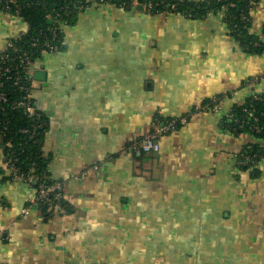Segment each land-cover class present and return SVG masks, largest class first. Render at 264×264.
<instances>
[{
    "label": "crops",
    "instance_id": "obj_1",
    "mask_svg": "<svg viewBox=\"0 0 264 264\" xmlns=\"http://www.w3.org/2000/svg\"><path fill=\"white\" fill-rule=\"evenodd\" d=\"M248 18L264 44V0ZM28 27L0 10V49ZM60 28L62 46L34 61L32 86L44 171L62 183L66 212L45 215L0 145V264H264V139L224 120L264 98V48L232 35L223 8L105 2ZM214 98L217 111L205 106ZM191 110L158 152L131 147L156 120ZM248 148L260 154L251 169L239 165Z\"/></svg>",
    "mask_w": 264,
    "mask_h": 264
},
{
    "label": "built area",
    "instance_id": "obj_2",
    "mask_svg": "<svg viewBox=\"0 0 264 264\" xmlns=\"http://www.w3.org/2000/svg\"><path fill=\"white\" fill-rule=\"evenodd\" d=\"M18 0H0V10H5L13 12L20 17V5ZM108 2V0H84L79 2L73 13L83 10L90 4H103ZM120 7L128 6L136 7L142 6V9L150 11L156 3L152 1L141 2L139 0H117L116 3ZM252 4V3H251ZM250 4V5H251ZM60 16L56 13V17ZM240 21L247 22L249 18L245 15L240 17ZM57 26H53L51 30V36L48 38H33L30 45L37 49L39 53H54L62 46V40H60L58 33L56 32ZM27 30L19 33L13 38L9 39L7 43L0 49V78L5 81H10L11 86L16 92H21L17 94L14 98H9L7 91H0V114L4 115L6 111V106L9 110H19L22 114L28 117L33 123L30 127L23 126L17 129L18 133L25 135L26 138L32 140V142H38L39 134L45 131L46 123L42 118L41 112L38 110L35 100L33 98V86H32V74H33V64L34 59L31 54L26 51L20 53H15L14 41L21 39ZM12 70H16L17 75H12ZM0 85H2L0 83ZM6 105V106H5ZM206 108H210L213 111L220 109V103L217 98L212 99L210 102L205 104ZM193 110L189 111V114L180 116L178 118H170L164 121L156 120L153 122L149 130L139 139V141L132 144V148L142 153H155L159 150L158 138L163 134L174 131L180 125L186 123L188 115L192 114ZM248 119L251 121L249 128L257 133L261 132V126L259 124L260 118H264V112L256 113L254 110H246ZM224 117L228 119L229 122H234L238 125V128H245L246 121L239 120L233 115L231 110L224 113ZM8 117H4L0 120V133L4 134L9 130ZM2 136V135H1ZM4 148L6 149L4 160L5 164L9 170L10 177L15 181H21L28 185H36V197L35 204L40 208L41 204L50 203L48 207V215L53 214H63L66 212L65 196L62 191V183L60 181L52 180L51 182H46L44 180L43 172H38L34 167L32 162L28 168L23 169L19 165V151H23L22 142L16 145V149L12 145V142L5 141ZM254 162L253 157L244 156L242 161L239 163L252 164ZM27 208L23 209L24 213H27ZM47 215V216H48Z\"/></svg>",
    "mask_w": 264,
    "mask_h": 264
},
{
    "label": "trees",
    "instance_id": "obj_3",
    "mask_svg": "<svg viewBox=\"0 0 264 264\" xmlns=\"http://www.w3.org/2000/svg\"><path fill=\"white\" fill-rule=\"evenodd\" d=\"M84 0H18L17 2L20 5V17L28 23V30L26 34L21 38L14 41L15 44V53H20L22 51L29 52L34 60L40 58L42 55L38 52L37 49L33 48L30 45V42L33 38L43 39L51 36V30L53 26H57L56 32L60 40H62V31L60 24L63 22H69L74 14L72 11L76 9L79 2ZM141 2L152 1L156 5L150 10L151 12L155 11H174L180 14H188L199 16L210 10L224 9L225 16L228 22L229 29L236 36L241 43L248 47L250 51L260 52L264 48L263 42L253 38L248 34V22L240 21V17L245 15L248 17V10L250 4L253 0H139ZM108 2L117 3V0H108ZM124 7H128V4ZM130 7V6H129ZM56 13H59L60 16L56 17ZM11 74L17 75L16 70H12ZM0 91H7L9 98H14L17 94L21 92H16L15 89L11 86L10 81H5L3 78H0ZM6 106V105H5ZM5 114H0V120L4 117H8L9 121V130L0 133V145L4 149V154L6 149L4 148V142L10 141L16 149V145L19 142H22L21 145L24 149L19 151V165L26 169L33 162L34 167L38 172H43L44 180L48 183L52 180L46 177L44 166L45 160L42 155V146H43V136L44 131L39 134L38 142H32L26 138L25 135L18 133L17 129L23 126L30 127L33 123L31 120L24 116L19 110H9L6 106ZM246 110H254L256 113L264 112V98L261 96H255L249 98L244 105L235 106L231 109V112L239 120H245V128H238V125L234 122H229L228 119H224L226 124L233 129L235 132L247 131L252 133L257 138L264 139V118H260L259 124L261 126V132L257 133L254 130L249 128L251 121L248 119ZM7 118V119H8ZM43 118V117H42ZM166 119H159V121H164ZM1 129V128H0ZM2 135V136H1ZM260 154L257 153L252 148H248L239 155V161H242L244 156H249L254 158L252 164L239 163L241 167L251 169L258 161ZM36 188V185H34ZM50 206V203L41 204L40 209L48 215L49 211L47 210ZM66 206V205H65ZM68 208V206H67Z\"/></svg>",
    "mask_w": 264,
    "mask_h": 264
},
{
    "label": "water",
    "instance_id": "obj_4",
    "mask_svg": "<svg viewBox=\"0 0 264 264\" xmlns=\"http://www.w3.org/2000/svg\"><path fill=\"white\" fill-rule=\"evenodd\" d=\"M137 7H138V9H142V6H137ZM34 77L36 79H38V80H45V77H44V73L43 72H41V73L36 72L34 74Z\"/></svg>",
    "mask_w": 264,
    "mask_h": 264
}]
</instances>
